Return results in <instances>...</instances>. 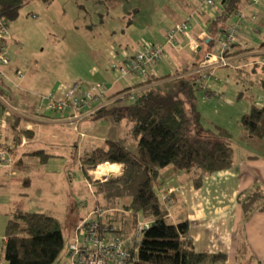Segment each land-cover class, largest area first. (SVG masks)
I'll return each mask as SVG.
<instances>
[{
	"label": "crops",
	"instance_id": "obj_1",
	"mask_svg": "<svg viewBox=\"0 0 264 264\" xmlns=\"http://www.w3.org/2000/svg\"><path fill=\"white\" fill-rule=\"evenodd\" d=\"M177 1L173 3L170 0H164L163 10L157 12V15H155L156 12L146 13L147 15L142 20H135L130 25L122 23L118 30L119 43H113L115 47L105 54V63L97 65L91 71L94 79L86 85H80L79 91L84 92L93 84L102 82L106 84L108 90L102 100L105 106L101 110L109 114L111 109L118 110L129 106L134 101L131 97L132 92L143 91L146 87L136 88L135 84L124 81L131 77L117 80L113 71L114 64L124 63L128 56L143 47L144 42L165 44L166 31L186 21H189L188 30L197 48L192 49L189 40L186 39H182L176 45L166 46V59L150 71L145 81L151 76L164 77L174 74L178 69L193 65L199 58H205L214 50L217 43L212 48L206 44L209 42V20H213L221 12L219 2L217 6L212 7L201 4L200 0ZM155 18L159 20H154ZM230 25H237L239 28L240 34L236 47L238 53L230 59L228 67L219 68L215 74L213 72L210 80L213 95L208 103L217 100L219 102L224 97L218 92L220 90L214 89V84L220 81L219 73L224 74L226 79L234 78L236 85L241 84L248 91L252 88L264 90L261 85L264 82V65L262 64L264 60V0H260L257 4L244 0L239 11L228 18L226 28ZM223 34L224 32L218 39ZM9 54L10 46L8 56ZM24 65L25 70L11 65L5 68L9 77H13L18 70L26 72V77L22 82V90H24L22 110L26 111L27 116L30 117H22V139L18 140L11 125L5 132L4 144L13 158V166L0 169V257L2 246L6 242V228L11 214L22 211L44 213L54 217L55 213H52L51 207L47 203L42 204L41 198L44 196L50 205L55 204L50 197H58L55 188L60 182L56 177L62 174L60 169H64L65 179L73 183L75 177L71 174L76 167L75 158L77 157L84 178L78 182L83 181L85 185L87 181L91 188L89 178L97 181L96 178H92V171H85L81 166L79 158L84 153L80 156L69 157L74 150V145L80 142L79 140L76 142L70 133L71 131L79 133L80 128L72 127L89 120H97L95 114L99 111L93 115L88 114L92 109H97V105L84 108L83 113L89 116L74 121L73 125L68 123L69 114L64 116L52 113L35 114V109L40 105L37 95L54 94L58 99H62L72 87L60 85L53 91L42 93L35 89L34 85L31 86L27 80L35 62L31 67L25 63ZM223 69L227 70L226 74L222 71ZM242 96L243 94L239 93L237 97L241 99ZM249 100L255 102L254 97H249ZM257 101L261 102V99ZM107 114L101 115L99 119L113 124L125 122L127 135H130V127L126 120H115L113 116ZM215 126L221 127L217 124L213 127ZM80 137L85 139L86 135L81 133ZM102 140L104 145L101 147H105L107 140L118 139L106 137ZM245 142L247 148L253 153L236 155L232 168L207 176L203 185L198 189L195 188L188 175L173 173L169 167L164 170V173H168L170 177L168 183L173 182L179 191L172 196L170 209L167 208L169 220L172 223H177L182 217L188 220L190 238L197 252L226 255L227 259L224 263L215 264H264V213H255L250 219L244 221L242 208L238 202L239 195L250 190L255 184H260L264 188V154L247 141ZM78 148L77 146L76 149ZM56 161L58 164L55 167L50 166ZM105 165L115 167V169H108L105 175L99 177L100 181L118 178L122 175V165L105 163L100 166ZM78 204L75 201L70 205L71 207L67 206V210L71 208L74 210L73 208ZM98 206L106 210V219L110 214H115L119 218L120 214L124 213L120 206L107 201L103 205L97 203L94 208ZM92 210L82 218L77 217L75 222L78 223ZM127 214L129 215V212ZM116 224L121 227L119 223ZM124 225L125 230L129 229V222L124 221ZM0 263H2L1 258Z\"/></svg>",
	"mask_w": 264,
	"mask_h": 264
},
{
	"label": "trees",
	"instance_id": "obj_2",
	"mask_svg": "<svg viewBox=\"0 0 264 264\" xmlns=\"http://www.w3.org/2000/svg\"><path fill=\"white\" fill-rule=\"evenodd\" d=\"M31 1L0 0V18L9 23L10 18L17 17L22 6ZM42 1L51 3L53 0ZM243 1H218L221 12L209 20V42L206 45L212 48L217 43L210 53L216 51L218 37L229 27L226 28L228 18L239 11ZM201 62L199 58L193 65L164 77L151 76L136 86L146 88L132 104L109 111V114L103 110L95 114L96 119L107 114L115 120H126L130 136L137 140L135 152L123 139L107 140L105 147L85 152L79 158L85 171L95 170L105 163L123 166V173L118 178L90 180L97 194L124 211L119 218L113 214L115 222L122 228L108 220L109 217L106 219L117 226L120 233L132 235L139 219L151 222L149 229L144 231L135 264H215L224 263L227 259L221 253L197 252L190 238L188 220L182 217L177 223H172L158 195V190L168 180L164 173L167 167L173 173L188 175L198 189L207 176L232 168L236 161L231 131L217 126L206 128L203 124L198 109L197 82L200 76L192 73ZM261 85L264 88V82ZM23 91L10 80L0 77V107L5 108L2 100H6L16 109L22 108ZM250 104L249 112L240 118V127L245 141L264 154V104L254 101ZM10 125L18 140L22 139V116L12 114L8 121ZM125 199L130 202L123 203ZM238 202L244 221L255 213H264V188L255 184L239 195ZM124 221L129 222V229L125 230ZM65 242V234L57 218L44 213L17 211L10 216L0 258L5 264H55L66 250Z\"/></svg>",
	"mask_w": 264,
	"mask_h": 264
},
{
	"label": "rangeland",
	"instance_id": "obj_3",
	"mask_svg": "<svg viewBox=\"0 0 264 264\" xmlns=\"http://www.w3.org/2000/svg\"><path fill=\"white\" fill-rule=\"evenodd\" d=\"M163 1L53 0L51 3H45L42 0H32L19 9L17 17L9 19V30L12 37L9 54L12 62L11 66L25 70L24 58L29 57L34 60L35 65L31 68V72L29 71L30 74L27 80L31 86L34 85L35 89L42 91V93L53 91L60 85L72 88L76 85L77 87L86 85L87 82L94 79L91 73L93 68L100 64L103 65L106 61L104 58L105 54L109 53L108 50L114 49L113 43H119L118 30L120 25L122 23L130 25L135 20H142L147 15L146 13L156 12L155 15H157V12L163 10ZM170 1L173 3L178 2L177 0ZM156 18L154 20H159ZM189 45L194 49L190 41ZM197 69L198 67L192 73L195 74L194 72ZM218 69L214 70V74ZM222 71L225 74L227 72L225 69ZM13 75L12 78H15V74ZM218 76L220 81L214 84V89L220 90L217 91L224 96L219 102L217 100L208 103L209 99L203 98L206 92L202 91L198 85V109L201 113L203 124L206 128H213L217 124L229 129L233 134V143L237 156L253 153L247 148L240 127V118L250 110L251 102L249 97H254L255 102L257 99H261V102L257 101L256 103L259 105L264 104V90L252 88L248 91L241 84L236 85L234 78L226 79L225 75L220 73ZM119 79L121 78L117 80ZM124 81L137 86L145 81V77L135 75L124 79ZM159 85L164 88L162 84ZM138 88H145V86ZM132 93L131 97L136 101L141 96L142 90H136ZM239 93L243 94L241 99L237 97ZM18 109L22 111L21 107ZM17 112L20 113L19 111ZM76 127H79L81 131L79 133L71 131L70 133L74 136L76 142L78 140L80 142L74 145V150L69 157L73 155L75 157L77 155L80 156L85 152L91 151L90 149L103 146L104 141L102 139H106V137L123 139L132 152L136 150L137 140L127 135V129L123 121L119 124H113L101 119L89 120L72 128L76 129ZM81 133L86 135L85 139L80 137ZM77 146L79 147L78 150L76 149ZM75 163H77L76 167L71 174L75 177L73 183L65 179L64 169H60L62 174L56 176L60 181L55 188L58 197L55 196L54 198L56 199L50 197L55 204L50 205L48 201L46 202V197L44 196L41 198L42 204L47 203L51 207L52 213H55L54 217L60 221L65 234L66 250L55 264H63L67 260V250L76 228V218L85 216L97 203L103 205L105 202V198L101 194H97L92 187L89 188L87 181L85 185L83 181L81 183L78 182L84 178L77 157L75 158ZM57 164L58 162L56 161L55 164L52 163L50 166L53 165L52 167H55ZM98 167L92 170L91 176L93 179L96 178L100 181L101 178L93 175V172ZM165 176L168 177V173ZM168 182L169 179L158 190V195L162 204L170 209L171 197L179 191L173 182ZM169 188L174 189L170 197L167 194ZM75 201L79 204L73 208L74 210L72 208L67 210V206L72 205ZM129 202V199L123 201L125 204ZM94 211L95 208L81 220L86 219ZM108 220L116 223L113 214L109 215ZM138 223L146 224L151 222L139 219L136 226ZM135 231L134 229L133 234Z\"/></svg>",
	"mask_w": 264,
	"mask_h": 264
},
{
	"label": "built area",
	"instance_id": "obj_4",
	"mask_svg": "<svg viewBox=\"0 0 264 264\" xmlns=\"http://www.w3.org/2000/svg\"><path fill=\"white\" fill-rule=\"evenodd\" d=\"M218 1L220 0H200L201 4L212 7H215ZM249 1L257 4L260 0ZM188 28L189 21H186L168 29L164 35L165 44L144 42L143 47L128 56L124 63L114 64L115 77L118 79L134 75L148 76L153 68L166 59V46L176 45L182 38L189 40L192 47L196 49L197 45L194 44ZM239 34L237 25L229 26L219 39L216 51L207 54L194 72L200 76L197 82L198 85L202 91L206 92L204 99H210L212 96H210V80L214 70L230 65V59L233 57L232 53L236 52L234 46L238 43ZM11 40L9 23L0 18V77L10 80L17 88H22L26 72L18 70L15 73L14 80H11L5 72V68L10 64L8 53ZM24 63L31 67L34 61L29 57H25ZM262 64L264 65V60ZM107 90L106 84L98 82L84 92H79L77 86H75L69 89L62 99H58L54 94L38 95L40 105L37 107L35 114L52 113L61 116L69 114V123L73 124L74 121L82 120L84 117H88V114L92 115L101 110L105 106L102 100L105 98ZM2 103L5 108L0 107V169L13 166V158L4 145L5 132L12 114L30 117L27 116L26 112L16 109L6 100H2ZM95 104L97 109H92L88 114L83 113L84 108H92ZM173 191L172 188L167 190L169 197ZM106 213L104 208L97 207L86 219L80 220L68 246L67 260L63 264H135L138 261L141 239L144 231L149 229L151 223H138L135 233L125 236L119 232L117 226L106 220Z\"/></svg>",
	"mask_w": 264,
	"mask_h": 264
},
{
	"label": "bare ground",
	"instance_id": "obj_5",
	"mask_svg": "<svg viewBox=\"0 0 264 264\" xmlns=\"http://www.w3.org/2000/svg\"><path fill=\"white\" fill-rule=\"evenodd\" d=\"M70 89H71V88H70ZM108 169H112V170H114L115 167L108 166V165L100 166L96 171H94V175H95L96 177H98V178H99V177H102L103 175L106 174V172H107Z\"/></svg>",
	"mask_w": 264,
	"mask_h": 264
}]
</instances>
